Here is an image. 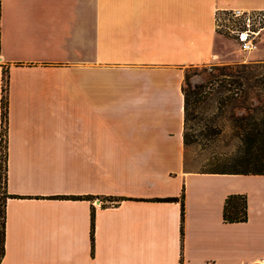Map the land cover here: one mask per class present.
<instances>
[{
  "label": "crops",
  "instance_id": "obj_1",
  "mask_svg": "<svg viewBox=\"0 0 264 264\" xmlns=\"http://www.w3.org/2000/svg\"><path fill=\"white\" fill-rule=\"evenodd\" d=\"M216 6L264 0H0V264H264V173L185 166ZM231 193L246 219L223 218Z\"/></svg>",
  "mask_w": 264,
  "mask_h": 264
},
{
  "label": "rangeland",
  "instance_id": "obj_2",
  "mask_svg": "<svg viewBox=\"0 0 264 264\" xmlns=\"http://www.w3.org/2000/svg\"><path fill=\"white\" fill-rule=\"evenodd\" d=\"M218 43L221 55L185 68L187 169L241 168L250 132H257L253 149L264 150V58L221 36Z\"/></svg>",
  "mask_w": 264,
  "mask_h": 264
},
{
  "label": "trees",
  "instance_id": "obj_3",
  "mask_svg": "<svg viewBox=\"0 0 264 264\" xmlns=\"http://www.w3.org/2000/svg\"><path fill=\"white\" fill-rule=\"evenodd\" d=\"M4 74V85H3V95L1 98V117L3 121V135L1 140V158H0V187L4 188L6 180V144H5V126L7 116V94H6V84L7 79ZM184 93V108L186 109L187 103V92L183 89ZM257 132H250L249 137L247 138V144L244 152L240 155L238 159V164L241 165V168L232 169V170H223V171H234V172H255V173H264V150L261 152H256L253 149V142ZM184 140L185 133H184ZM63 197L65 195H62ZM183 193H181L180 200L181 205H183ZM174 196L162 197L161 199H175ZM4 198L0 195V258L3 253L4 246ZM182 218H183V207H182ZM223 218L227 221H237L244 220L247 218L246 210V197L241 193H231L228 194L225 198L223 205ZM90 239H91V251L93 250V213L91 215V226H90Z\"/></svg>",
  "mask_w": 264,
  "mask_h": 264
},
{
  "label": "built area",
  "instance_id": "obj_4",
  "mask_svg": "<svg viewBox=\"0 0 264 264\" xmlns=\"http://www.w3.org/2000/svg\"><path fill=\"white\" fill-rule=\"evenodd\" d=\"M213 29L229 39L244 53L256 50L264 33V8L216 6L213 10ZM216 54L212 55V59Z\"/></svg>",
  "mask_w": 264,
  "mask_h": 264
}]
</instances>
